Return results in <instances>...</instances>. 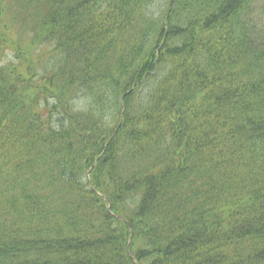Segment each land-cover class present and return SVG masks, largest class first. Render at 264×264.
I'll use <instances>...</instances> for the list:
<instances>
[{
	"label": "trees",
	"instance_id": "16d2710c",
	"mask_svg": "<svg viewBox=\"0 0 264 264\" xmlns=\"http://www.w3.org/2000/svg\"><path fill=\"white\" fill-rule=\"evenodd\" d=\"M256 1L0 0V264H264Z\"/></svg>",
	"mask_w": 264,
	"mask_h": 264
},
{
	"label": "rangeland",
	"instance_id": "374dc122",
	"mask_svg": "<svg viewBox=\"0 0 264 264\" xmlns=\"http://www.w3.org/2000/svg\"><path fill=\"white\" fill-rule=\"evenodd\" d=\"M250 22L254 29H257L261 31L264 35V0H257L254 6L252 7L251 14H250ZM8 32L10 33L13 40H17L18 38H21L19 41L20 44H27V37L25 36V33H23V36H21V33L23 32L19 27L17 26H9ZM25 39V40H24ZM23 40V41H22ZM4 56L6 59L12 60L13 54L10 51H6L4 53ZM32 62L36 60V58H31ZM4 63L7 61H3ZM18 64L19 70L25 72V67L23 62Z\"/></svg>",
	"mask_w": 264,
	"mask_h": 264
}]
</instances>
